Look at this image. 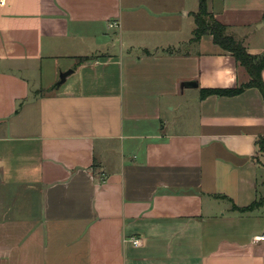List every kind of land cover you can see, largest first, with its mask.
Instances as JSON below:
<instances>
[{"label": "crops", "instance_id": "obj_1", "mask_svg": "<svg viewBox=\"0 0 264 264\" xmlns=\"http://www.w3.org/2000/svg\"><path fill=\"white\" fill-rule=\"evenodd\" d=\"M197 6L0 0V264H264L263 98L201 94L249 77ZM207 7L264 83V0Z\"/></svg>", "mask_w": 264, "mask_h": 264}, {"label": "trees", "instance_id": "obj_2", "mask_svg": "<svg viewBox=\"0 0 264 264\" xmlns=\"http://www.w3.org/2000/svg\"><path fill=\"white\" fill-rule=\"evenodd\" d=\"M193 18L195 27L192 39L196 41L203 35H210L213 43L230 53L244 67L249 77L247 82L233 88L204 89L201 94L203 96L210 94L232 96L241 93L246 88L254 87L259 90L264 105V83L261 78V71L263 69L262 56L248 53L241 41L227 33V27L215 19L208 10L207 0H198L197 10L193 13ZM256 145L259 152H264V136H259L256 139ZM263 201L264 196L255 199L251 204L241 208L233 206V209L249 211L258 207Z\"/></svg>", "mask_w": 264, "mask_h": 264}, {"label": "water", "instance_id": "obj_3", "mask_svg": "<svg viewBox=\"0 0 264 264\" xmlns=\"http://www.w3.org/2000/svg\"><path fill=\"white\" fill-rule=\"evenodd\" d=\"M71 73V70L61 71L58 76V80L51 86V89L58 88L62 84L66 77ZM188 85H196L195 83H188Z\"/></svg>", "mask_w": 264, "mask_h": 264}, {"label": "built area", "instance_id": "obj_4", "mask_svg": "<svg viewBox=\"0 0 264 264\" xmlns=\"http://www.w3.org/2000/svg\"><path fill=\"white\" fill-rule=\"evenodd\" d=\"M258 239H260V240H264V233L261 234V235L258 237ZM131 242H132L133 245H138V244H139V238H137V237H132V238H131Z\"/></svg>", "mask_w": 264, "mask_h": 264}]
</instances>
